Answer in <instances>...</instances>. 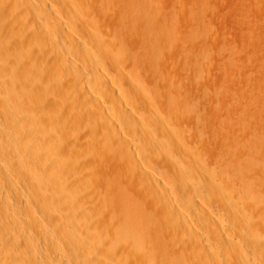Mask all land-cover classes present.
Masks as SVG:
<instances>
[{"label":"bare ground","instance_id":"bare-ground-1","mask_svg":"<svg viewBox=\"0 0 264 264\" xmlns=\"http://www.w3.org/2000/svg\"><path fill=\"white\" fill-rule=\"evenodd\" d=\"M0 62L42 217L0 198V264H264V0H0Z\"/></svg>","mask_w":264,"mask_h":264},{"label":"rangeland","instance_id":"rangeland-1","mask_svg":"<svg viewBox=\"0 0 264 264\" xmlns=\"http://www.w3.org/2000/svg\"><path fill=\"white\" fill-rule=\"evenodd\" d=\"M37 0H35V2H36ZM223 14H225V13H211V20H210V23L214 26V28H216L217 30H218V28H220V27H224V26H228V21H227V17H226V14H225V16L223 15ZM218 15V16H217ZM222 16V17H221ZM222 20H221V19ZM214 19V20H213ZM221 21H219V20ZM225 19V20H224ZM213 20V21H212ZM224 20V21H223ZM215 21H216V23H215ZM223 22V23H222ZM221 23V24H220ZM217 26H219V27H217ZM11 31L12 30H15V29H10ZM12 32H14V31H12ZM30 33H33V34H30L31 35V37H32V39H34V37H36V36H38V33H37V35H34L35 33L34 32H30ZM34 36V37H33ZM33 41V40H32ZM34 49H36V50H34V51H36V53H34V55H35V58L38 56L37 54H38V48L37 47H35ZM9 55L11 56V58L13 59L12 61L14 62V64H15V67H18V68H16V69H19V65H21L20 64V60H22V54H20L19 52H12V50L10 51V53H9ZM38 58H36V60H37ZM37 62H38V60H37ZM3 63V64H2ZM0 70L3 72L4 70V73H6V74H8L9 72H8V70L6 69L7 67L8 68H10V66H6V64H4V62H0ZM5 66V67H3V66ZM2 66V67H1ZM25 68H27V67H25ZM24 68V69H25ZM3 69V70H2ZM27 70V71H26ZM26 70H24L25 72H23V73H21L20 74V80H15L14 81V83H15V86H21L22 85V83L23 82H25V86L27 85V87H32L34 90H36L35 91V93L38 95V80H37V78H38V76H35V73H32L31 72V70L29 69H26ZM29 71V72H28ZM8 72V73H7ZM26 73V74H25ZM30 73V74H29ZM25 74V75H24ZM24 75V76H23ZM5 76V75H4ZM3 76V79L1 78L0 80H1V82H2V80H3V82H4V85H3V82H2V84L0 85V94H2L4 97H6V101L4 100L3 101V99L1 100L0 99V147H1V149L3 148V147H5L6 148V150H8V154H9V158H11L12 157V159H14L15 157H17L16 158V160H18V157H19V159H23L22 161L25 163V164H27L28 162H30L31 161V159H33L34 158V160L36 159V158H38V152H37V149H38V144H36V146H33V145H29V147H31V149L34 151V152H36V155H35V153L30 149H28L29 147H27V149H28V151H27V149H24V151L26 150L27 152H29L30 153V155L28 156L27 154V152H23V148L20 150L19 149V147H20V143H22V142H20V141H22V139H24L23 137H25L26 135L24 134V133H26L27 131H28V126H25V123L24 122H26V121H23V120H21V121H19V119H17L15 116H14V119L15 120H13V115L15 114V113H12V112H14V111H12V109L11 108H13V107H15L16 108V106H18L19 108H16V110L18 109H20L21 107H23L24 106V104L22 103V100L24 99L23 97H26L24 100H29V99H32L33 97H34V91H33V89H31V91H32V94H30L31 93V91L29 92V94L30 95H33V97L31 96L30 97V95L29 94H24V95H26V96H23V95H19L18 93H17V89L14 91V92H11V90L9 89L10 88V86L9 87H7L8 85H10V83H9V80H10V77H9V74L7 75V77L5 76L4 77ZM2 77V76H1ZM35 77V79H33ZM37 77V78H36ZM30 80H28V79ZM21 80H22V82H21ZM34 80V81H33ZM8 81V82H7ZM11 81V80H10ZM18 81V82H17ZM27 81V82H26ZM30 82V83H29ZM36 82V83H35ZM8 83V84H7ZM18 85H17V84ZM32 85V86H31ZM33 85H34V87H33ZM19 86L18 87H16V88H19ZM23 86V85H22ZM3 87V88H2ZM8 88V89H7ZM11 92V93H10ZM5 93V94H4ZM9 93H10V96H8L9 95ZM14 95H13V94ZM16 94V95H15ZM12 95V96H11ZM10 97H13L12 98V100H11V98ZM14 97H17L16 99L14 98ZM35 97H38V96H35ZM16 100V101H15ZM5 102V103H4ZM7 102V103H6ZM13 104H12V103ZM14 102L15 103H17L18 105H14ZM20 102H21V105H20ZM9 103V104H8ZM29 104H30V102H29ZM23 105V106H22ZM12 106V107H11ZM21 106V107H20ZM7 107V108H6ZM10 110H9V109ZM5 109V110H4ZM6 110H8V112L6 111ZM11 111V112H10ZM7 113V115H6V113ZM12 113V114H11ZM12 115V117H10V116ZM9 116V117H8ZM11 118V119H10ZM17 119V120H16ZM16 121H18V122H16ZM36 122V123H35ZM34 122V124L32 125V127L34 128V129H36V130H38V121H35ZM27 124V123H26ZM36 124V125H35ZM21 125H23V126H21ZM28 125V124H27ZM35 125V126H34ZM23 128V131H22V128ZM26 128V129H25ZM24 130H25V132H24ZM21 131V132H20ZM19 136H18V135ZM24 134V136H22V135ZM22 136V137H21ZM20 138V139H19ZM19 140V141H18ZM17 141H18V144H19V147H17L18 146V144H17ZM16 145V146H15ZM28 146V145H27ZM16 147V148H15ZM33 147V148H32ZM36 147V148H35ZM4 148V149H5ZM9 148V149H8ZM35 148V149H34ZM0 149V150H1ZM20 150V151H22L20 154H18L19 152L18 151ZM13 151V152H12ZM11 152H12V154H11ZM15 152V153H14ZM17 152V153H16ZM27 153V154H26ZM34 153V154H33ZM7 154V155H8ZM17 154V155H16ZM32 154V155H31ZM14 155H16L15 157H14ZM23 155V156H22ZM26 155L29 157H26ZM21 156V157H20ZM31 156V157H30ZM33 156V157H32ZM23 157V158H22ZM25 157V158H24ZM36 157V158H35ZM27 158V159H26ZM31 158V159H30ZM24 159H26L25 161H27V162H25L24 161ZM15 160V159H14ZM30 160V161H29ZM36 162H34V161H32V162H34V163H32V165H33V167L34 168H31L32 166H31V162H30V169L28 170L29 172H30V170H32L30 173H31V175H32V180H31V182L30 183H33V180H34V183L35 184H37L38 182V178H37V173H38V169H36V168H38L37 166H38V160H35ZM8 164V163H7ZM7 164H5L6 165V167H5V165L3 164H1L0 163V165L1 166H3V168L6 170V171H10V170H12V171H10L11 173H12V177L11 178H9L8 177V175H7V172H5L3 169H1L0 170V172L2 171V173L4 174H2V173H0V182H2L3 183V185H1L2 183H0V185H1V187H0V198L3 200V201H5L6 203H5V205H7V206H9L10 205V207H8V209L10 210V208H11V210L10 211H12L13 213H11L12 214V216L13 217H11V218H14L15 220L17 219L18 221L19 220H21L22 218H23V216H24V214H25V210L24 209H28V211H31V212H29L30 214H33L34 215V217L36 218V221L37 222H39V218H42L41 217V214H40V212L38 211V205L36 204V203H34L35 201L34 200H32L31 198H32V196H31V193L32 192H30V188L29 187H27L28 186V183H27V181L25 182V179H24V177L23 176H21V175H23V174H20L21 172H19V171H17L16 170V168H13V167H15L14 165H12L13 163H9L8 165V167H7ZM34 164H36V165H34ZM11 165V166H10ZM0 166V168H2ZM11 167H12V169H11ZM36 172H35V171ZM6 173V174H5ZM2 174V175H1ZM13 174H14V177H13ZM16 174V175H15ZM36 174V175H35ZM3 176H4V178H3ZM6 176L10 179L9 181H8V178H6ZM12 179V180H11ZM20 179V180H19ZM3 180V181H2ZM37 180V181H36ZM22 182V183H21ZM23 182H24V184H23ZM10 183H13V185H14V187H13V185L11 184V185H9ZM15 183H17V185L18 186H16L15 185ZM33 183V184H34ZM21 184V185H20ZM25 185V186H23V185ZM33 184H32V187H34L35 186V184H34V186H33ZM7 185V186H6ZM9 186V187H8ZM29 186H31V184L29 185ZM6 187V188H5ZM18 187H20V188H18ZM14 188V189H13ZM25 188V189H24ZM35 188V187H34ZM4 189V190H3ZM28 189V190H27ZM27 190V191H26ZM7 191H9V192H7ZM18 191V192H17ZM4 192V193H3ZM12 192V193H11ZM3 193V194H2ZM17 193V194H16ZM21 193H22V195H21ZM9 194V195H8ZM19 194H20V197L22 198V197H24V199H19L20 197H19ZM3 196V197H2ZM6 196V197H5ZM13 196V197H12ZM18 196V197H17ZM5 198H6V200H5ZM17 198H18V200H17ZM26 198V199H25ZM8 199H9V201H8ZM15 199V200H14ZM8 201V202H7ZM25 201V202H24ZM27 201V202H26ZM34 201V202H33ZM15 203V204H14ZM23 204V205H22ZM25 204H27V206H29V208L25 205ZM12 205V206H11ZM24 205H25V207H24ZM37 205V206H36ZM22 206V207H21ZM18 208H20V209H18ZM17 209V210H16ZM31 209V210H30ZM18 213V214H17ZM24 213V214H23ZM20 214V215H19ZM17 216V217H16ZM6 221H7V218L5 219ZM5 220H3L2 222H1V224H0V231L2 230H10L11 229V226H9L8 225V228L5 226L4 227V222L6 223V221ZM3 225V226H2ZM13 226V225H12ZM4 228V229H3ZM14 228H16V226L14 227ZM18 228V227H17ZM16 228V229H17ZM51 234V238L53 237V239H59V240H62V241H64V237H63V235L60 233V232H50ZM58 233V234H57ZM59 233H60V235H59ZM55 234V235H54ZM53 235V236H52ZM62 235V236H61ZM61 236V237H60ZM15 245V244H14ZM14 245L12 246V248L14 247ZM17 244L15 245V247L13 248V251H15L14 249L16 248V250H17ZM36 261H37V263L36 264H38V258L36 259ZM33 264H35V263H33Z\"/></svg>","mask_w":264,"mask_h":264}]
</instances>
